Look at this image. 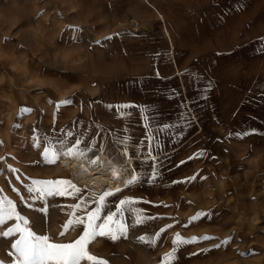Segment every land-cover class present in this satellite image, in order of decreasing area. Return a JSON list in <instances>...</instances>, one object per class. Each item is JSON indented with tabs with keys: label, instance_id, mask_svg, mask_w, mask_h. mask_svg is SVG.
I'll use <instances>...</instances> for the list:
<instances>
[{
	"label": "rangeland",
	"instance_id": "1",
	"mask_svg": "<svg viewBox=\"0 0 264 264\" xmlns=\"http://www.w3.org/2000/svg\"><path fill=\"white\" fill-rule=\"evenodd\" d=\"M24 22V18L15 19L14 15L10 19H5V25L8 24L6 32L13 34L15 27L20 28ZM15 35L14 37L22 42L27 39ZM89 47H103L105 50L69 51L65 55H55V59L50 62L52 66L42 68L48 79L45 77L35 81L23 75L13 81L11 78L13 70H15L14 74L17 70L6 67L5 73L8 78L11 76V79L9 78L10 80L4 84L6 89L4 95H0V130L9 127L6 131H0V216L4 217L3 222L0 223V264H17L19 258L18 252L12 245L20 239L22 233L13 231L4 236L3 233L8 232L9 229L19 225L35 235L47 236L50 243H73L83 235L82 228L86 227L88 211H94L97 206L88 196L89 194L84 192L79 195L73 194L71 189H68L70 194L55 197L41 196L35 191L29 194L26 191L28 187L33 189L39 187L34 185L33 181L64 179L70 180L82 191L87 189L89 175L93 169L89 161L97 158L99 151L93 150L83 159L61 158L55 164L41 163L44 147L49 149L51 157L54 150L63 153L67 147L72 146L73 142L65 138V146L57 148L55 138H59L63 130L70 128L77 135L83 133L84 137L93 139L106 135L109 149L113 147L112 141L120 136L124 141L121 150L127 146L128 154H135L131 151L133 143L138 145L143 142L146 149L153 137L162 150L174 147L179 142L165 143L161 134L149 132L150 127L155 126L154 123H164V120L157 121L150 116L148 119H141V112L137 113L134 108L124 109L117 115L118 107L121 105L152 107L150 98L139 95L136 91L137 87L132 91V95H116L125 89V85L119 84L117 88L114 86L113 91L110 86L112 74L125 78L127 75L142 73L141 68L121 67L126 65L128 59H141L142 56L139 55L141 53L134 56V53L125 50L126 46L123 45H118L120 49L117 51L116 45L111 43ZM38 54L46 61L41 50ZM197 54L199 59L205 58L206 55V53ZM163 56L162 53V59ZM10 58L23 64L20 57L9 53L6 55V65L10 63ZM159 58V53L151 54V59ZM112 63H118L119 68H111ZM57 74H65L72 83L80 81L78 92L71 95L73 94L71 90L70 95H49L54 86L53 77ZM90 81L92 82L89 83ZM84 85L86 88L83 89ZM70 87L72 89L74 85ZM70 97L73 98L70 105L60 106ZM173 100L175 99L171 101ZM92 101L96 102L90 103ZM109 105L117 108L109 109L107 107ZM22 107L31 109V114L23 115L19 120L21 127L14 130L13 125L18 122L17 117L20 116ZM170 107L176 111V114L169 117L168 121L181 124L180 114L183 112V106L180 101L176 105L171 104ZM127 111L133 112V115L123 118ZM64 120L66 121L63 122ZM34 123L38 124L44 135L39 131L36 133L26 131ZM142 123L147 127L145 136L141 135ZM195 126L183 138L192 133ZM100 128L105 131L99 132ZM34 129H38L36 125ZM136 134L140 136L137 137ZM45 139L48 141L47 144L42 143ZM187 143L168 154L169 159L165 160L167 164L168 161L182 156ZM101 155L102 153L99 155V160ZM86 158L89 161L85 160ZM144 168L146 173L149 169L146 166ZM144 168L140 166V162L133 167L141 176L144 175ZM229 173L230 171L226 179H211L207 178V174L200 173L197 183L175 184L176 188H170L169 186L173 185L169 183L171 181L162 179L158 182V186L138 184L127 186L119 192L113 190L96 192L99 194L103 191H111L115 194L114 197L106 198L100 213L101 217L105 216L109 207L115 212L116 208L120 207L119 200L131 199L136 201L134 205L122 207L124 209L129 207L135 220L139 214L141 222L151 223L150 228L147 227L146 230L153 233L159 232L160 229L166 231L159 237L148 236L145 245L138 239L141 237L140 232L145 229L140 224L135 225L127 211L123 216L117 217L128 227L126 238H121L115 243L106 242L104 239L90 241L87 246L90 254L107 260L109 264H167V254L173 251V240L177 234L184 239L207 235L213 239L183 246L178 253V264H264V179L252 180L251 173L248 172L246 175L249 179L233 180L229 177ZM240 187L242 190H239ZM165 198L169 201L162 200ZM98 199L97 195L95 200ZM8 201H11V204ZM76 205L81 207L77 208ZM209 211L214 214L210 220L202 217L195 224L184 227L189 225L191 217L197 213ZM149 217L154 219L149 220ZM80 220H84L85 223H78ZM24 221H27V224ZM169 224L173 227L168 228ZM229 238L232 240L227 247L219 250L213 248L214 245ZM149 242L154 243L149 246ZM207 249L212 250L201 255H189ZM249 250H255L258 254L247 255ZM237 253H244L245 256L242 257ZM81 264L88 262L82 261Z\"/></svg>",
	"mask_w": 264,
	"mask_h": 264
},
{
	"label": "crops",
	"instance_id": "2",
	"mask_svg": "<svg viewBox=\"0 0 264 264\" xmlns=\"http://www.w3.org/2000/svg\"><path fill=\"white\" fill-rule=\"evenodd\" d=\"M13 15L15 19L24 18L25 22L10 34L6 32L8 24L5 25V19ZM76 28L82 31L71 30ZM15 34L29 40L22 42L14 37ZM106 37L112 39L107 40ZM261 40H264V0H0V95L6 92L4 84L11 78L14 81L24 75L35 81L48 79L42 68L52 66L50 62L57 54L105 50L89 46L109 43L115 44L119 51L118 45H123L134 56L141 53L142 58L128 59L121 67L141 68L142 73L125 78L112 74L111 90L123 84L125 89L116 95H132L137 87L139 95L150 98L153 111L147 115L157 121L164 120V123H154L150 133L161 134L165 143L176 141L177 127L157 131L164 124L180 125L168 121L176 114L171 104L179 103L176 99L167 100L165 94L170 89L180 90L182 100H197L189 104L193 116L199 117L193 132L174 147L163 150L167 154L172 153L190 140L181 157L168 161L169 165L164 162L161 169L164 181H182L196 173L207 174L211 179H226L228 171L233 180L249 179L248 172L252 180H263L264 135L251 134L242 140L226 139L230 131L254 128L264 133V104L249 102L264 90V54L255 51ZM97 41L101 43L97 44ZM40 50L46 61L40 58ZM9 53L20 57L23 64L10 58L6 65ZM152 53H159L160 58L151 59ZM197 53H206L205 58L199 59ZM119 66L118 63L111 64V68ZM6 67L17 70L16 74L13 70L10 79L5 73ZM189 71L203 72L213 79L210 94L201 96L199 84L184 83L186 78L182 74ZM53 82L49 95H70L71 90V95H75L80 85V81L70 82L65 74H57ZM70 85L74 87L71 89ZM141 115L145 113L141 112ZM34 125L38 129L35 130ZM191 129H185L183 136ZM146 130L142 123L141 135L145 136ZM26 131L41 132L37 123ZM201 150H206L208 156L179 165L180 161L188 160ZM128 155L127 160L131 158L136 165L139 164L135 154ZM169 187L176 188L175 184ZM162 200L169 201L166 198ZM128 212L131 213L129 207ZM130 215L135 222L132 213ZM150 224L140 223L145 229L140 232L145 237V245L147 237L155 235L146 230Z\"/></svg>",
	"mask_w": 264,
	"mask_h": 264
},
{
	"label": "snow or ice",
	"instance_id": "3",
	"mask_svg": "<svg viewBox=\"0 0 264 264\" xmlns=\"http://www.w3.org/2000/svg\"><path fill=\"white\" fill-rule=\"evenodd\" d=\"M72 31L79 32L82 31L78 28L71 29ZM126 33H117L116 35H125ZM107 40H111L112 37H106ZM7 42V41H6ZM100 41H97V44H100ZM258 53L264 54V40L260 41V46L255 49ZM232 53H227V55H231ZM217 55H225L222 53H218ZM207 71V70H205ZM157 77H159V73H156ZM186 79L184 83L192 82L194 84H199L201 87L199 88V94L203 96L205 93L211 92L214 81L212 78L205 76L203 72L197 71H189L183 73ZM166 79V78H165ZM166 98L169 100L176 99L180 101V104L183 106V112L181 115V123L180 125H168L164 124L163 128H158L157 131H163L165 129H169L171 127H177V131L174 134L176 141H180L183 138V133L185 129H191L195 126V121L199 119L198 116H193L192 112L189 110V104H194L197 102L195 98H189L188 100H181V93L178 89H170L168 93L165 94ZM73 98L70 97L66 101L62 102L60 106H67L72 103ZM96 101H92L90 103H95ZM250 103L264 104V90H261L257 96L253 97ZM109 109L117 108V106L109 105L107 106ZM134 108L137 113L143 112L145 115L141 117V119H148V113L152 112L153 109L150 106H138V105H121L118 107L117 115L120 112L124 111V109ZM31 109L27 107H22L20 116L17 117V123L13 125L14 130L21 127L19 120L23 115L31 114ZM133 115V112L129 111L125 113L123 118H127ZM76 123V122H74ZM93 125H90V127ZM99 132H104L103 128L98 129ZM123 131V128L121 129ZM264 135V133H260L257 129H250L246 131H235L229 132L228 137L226 139H244L245 137L251 135ZM65 138L72 141V146L67 147V150L63 153H60L57 150L52 152L51 157L49 156V149L47 147L43 148V159L41 163L47 162L49 165L55 164L59 162L61 158H67L69 160H76L77 158L83 159L88 153L93 150L102 152L108 160H110L113 164L119 165L123 171H128L127 159L129 158L128 152L129 148L124 146L123 150H121V146L124 144L123 138L118 136L117 139L112 141L113 147L111 149L107 146V136H101L96 139L91 137H84L83 133L79 135L75 134L70 128L65 129L61 132V136L59 138H55L57 140V148L65 146ZM219 140V138H218ZM43 144H47L48 141L45 139L42 141ZM131 151L135 153L134 158L140 162L141 167H147L149 170L141 176L138 175L136 171H133L131 174V179L126 182V186L138 185V184H148L151 186H158V182L163 179V173L161 169L164 167V161L169 159V156L166 152H164L159 144L156 143L155 137L149 142L147 148L145 149V145L143 142H140L138 145L136 143L132 144ZM155 153V155H153ZM208 156L206 150H201L198 153H195L193 156L188 157V160H182L179 162V165L187 164L189 160H195L200 158H205ZM151 162V163H149ZM90 164L93 168L98 167L100 165L99 158H93L90 161ZM179 165H176L179 167ZM107 171V168H105ZM103 174V173H102ZM199 178V174H193L190 177L185 178L182 181H171L170 184H180L187 183L193 184L197 183ZM34 185H38L39 187L33 189L32 187H28L26 191L29 194H32L34 191L41 196L55 197V196H65L70 194L68 189H71V193L79 195L82 192V189L77 188L75 184H73L70 180H51V181H33ZM61 186H64L63 188ZM120 190L117 189V192ZM99 196L98 201L95 200L96 196ZM90 198H92L97 206L94 211H88L86 217V227L82 228L83 235L79 237L73 243H65V244H57L50 243L49 238L43 235H35L34 233L28 231L26 228H21L17 225L14 229H9L8 232H4L3 235L7 236L11 232H20L22 233L19 240L16 241L12 247L16 249L19 254V258L17 264H81L82 261H87L88 264H109V262L105 259L98 258L94 254H90V250L87 247L89 242H95L97 239H104L106 242L115 243L118 242L121 238H126L128 234V227L126 224L117 219L119 216H123L128 209H124L122 206L124 205H134L136 201L131 199H121L119 200L120 207L116 208V211L113 212L111 207H109L107 213L104 217H101L100 213L102 211V206L105 205L106 198L114 197L115 194L111 191H103L99 194L95 192L89 193ZM147 203V201H144ZM11 204V201H8ZM86 203V202H85ZM77 208L81 207V205H76ZM131 213H129L130 215ZM213 212L209 211L207 213H197L195 216L191 217L189 221V225H185L184 227H189L196 222L200 221L201 218H205L210 220L213 216ZM4 217L0 216V223L3 222ZM18 219H21L18 217ZM154 219L153 217H149V220ZM27 224V221H24ZM80 224H84V220L78 221ZM141 223L140 215H137L135 220V225H139ZM168 228H172L173 225L169 224ZM165 229H160L159 232L154 233L157 237L161 233H164ZM139 241H145V237L141 236L138 238ZM213 239L210 236L203 237H192L184 239L179 234H177L173 240V251L167 254V264H178V253L179 250L185 245H191L195 243H199L202 241H208ZM232 238L228 240L221 241V243L213 246L215 250H219L222 247H227L230 245ZM152 243L149 242V246H152ZM212 249L202 250L198 253H190V256H196L204 254L207 251H211ZM258 254L255 250H249L247 255H255ZM242 257L245 256L244 253H237Z\"/></svg>",
	"mask_w": 264,
	"mask_h": 264
},
{
	"label": "bare ground",
	"instance_id": "4",
	"mask_svg": "<svg viewBox=\"0 0 264 264\" xmlns=\"http://www.w3.org/2000/svg\"><path fill=\"white\" fill-rule=\"evenodd\" d=\"M130 160L131 158L127 162L128 171L125 172L119 165L113 164L102 153L100 158V165L98 167L93 168L92 172L89 175V185L87 183L89 187L87 186V189L82 192H84L85 194H89L90 192L96 193L102 190L117 191V189H125L127 187L126 182L131 179V174L134 171L133 167L136 164L132 160ZM105 168H107V171H105Z\"/></svg>",
	"mask_w": 264,
	"mask_h": 264
}]
</instances>
